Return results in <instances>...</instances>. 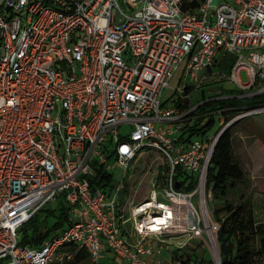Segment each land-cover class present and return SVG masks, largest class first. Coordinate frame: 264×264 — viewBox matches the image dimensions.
Segmentation results:
<instances>
[{"label":"built area","instance_id":"2783aa9c","mask_svg":"<svg viewBox=\"0 0 264 264\" xmlns=\"http://www.w3.org/2000/svg\"><path fill=\"white\" fill-rule=\"evenodd\" d=\"M227 56L238 97L264 93V0H0V264L64 263L75 256L66 245L88 264L103 245L112 264H182L154 240L203 241L220 264L207 173L221 131L179 143L186 114L161 99L178 71L199 87ZM260 113L264 104L225 126ZM143 148L166 161L152 182L162 200L152 190L127 217L120 187L92 189L89 177L125 172ZM59 197L70 225L20 245L22 226Z\"/></svg>","mask_w":264,"mask_h":264},{"label":"trees","instance_id":"16d2710c","mask_svg":"<svg viewBox=\"0 0 264 264\" xmlns=\"http://www.w3.org/2000/svg\"><path fill=\"white\" fill-rule=\"evenodd\" d=\"M183 9L195 8L200 4V0H182ZM235 59L224 57L219 62L215 61L208 73L216 67L230 74ZM193 87L184 85L181 95L175 104L179 112L185 113L184 121H190L182 125L178 132V142L188 143L194 137L202 136L207 133L213 124V115L222 114L225 118L224 123H228L243 109L264 104V93L246 98H239L242 93L236 89L221 91L216 99L207 101L202 95L200 101L195 104H186V99ZM224 98H217L222 97ZM184 97V98H183ZM242 120L234 122L219 137L214 147L209 169L207 173V189L211 185L212 200L215 197L224 198L221 205L213 209L214 221L219 225L216 235L217 249L220 264H260L264 256V225L257 224L254 215L251 197H244L239 193V199L235 202L227 198L234 189L245 187L247 179L245 172L237 162L232 149V127ZM95 175L89 177L90 187L112 186V174L95 168ZM181 171H177L176 179L182 177ZM159 177H161L159 175ZM158 177V178H159ZM193 185L188 187L192 190ZM55 209H48L46 206L40 209L31 217L19 231L20 245L39 247L55 232L66 229L70 225L68 219L69 206L63 197H59ZM57 213V214H56ZM50 217H54L53 223L49 222ZM75 256L72 260L56 264H88L89 258L85 251H77L75 245H66ZM181 260L182 264H213L211 260L191 259L187 256H175Z\"/></svg>","mask_w":264,"mask_h":264},{"label":"rangeland","instance_id":"374dc122","mask_svg":"<svg viewBox=\"0 0 264 264\" xmlns=\"http://www.w3.org/2000/svg\"><path fill=\"white\" fill-rule=\"evenodd\" d=\"M123 10L126 13L129 11ZM245 57L247 56L246 52H243ZM229 57V56H228ZM212 74L206 72L202 76L206 77L200 82V86L190 83L188 76H184V73L180 70L169 82V87L164 90L161 103L165 107H171L175 104V101L182 97L181 91L184 85H190L193 87V90L190 92L186 99V104H195L197 101H200L202 95L206 97L208 101L216 99L214 96H220L221 91H229L236 89V85L230 81L229 73H226L223 70H219L216 67L212 68ZM239 77L242 83H247L248 78L246 71L240 69ZM217 97V98H224ZM184 98V97H183ZM191 121V120H190ZM190 121H184L182 125ZM213 124L211 128L207 131L204 137L196 136L194 139H206L207 137L213 136L215 133L221 131L225 127V123L222 125L221 122L225 121V118L222 114L216 113L213 115ZM240 133L242 138L238 135L233 136V148L235 156L240 163L242 169L245 172L248 185L245 187L234 189L227 198L233 199L235 202L239 199L238 194L243 193L246 197L247 193L251 194L253 198L257 199L258 207L261 210V219H264V158L261 155V149H257L259 144L264 148V113L252 115L235 124L231 129L232 135L234 133ZM247 147L248 150H245ZM260 147V146H259ZM166 166V161H164L160 154L156 151L148 148L141 149L136 157L130 161L128 168L125 172L118 167L113 168L110 171L112 174V189H117L120 187V191L117 194V202H120L122 207H125L126 216L129 215V204L132 203L136 205L145 199H149L150 191H155L157 194V199L162 200V194L160 190L153 186L152 182L155 177L161 175L163 171L162 166ZM124 175V178H123ZM189 190V192H192ZM208 195L212 197L211 194V185L208 187ZM224 198L215 197L213 200H210L208 203L209 211H212L215 207H218L223 202ZM192 202L196 207H198L199 199L195 196L192 199ZM58 200L53 203L46 205L48 209H55L57 207ZM57 214V213H56ZM214 220V216L212 214ZM55 220L54 217H50L49 222L53 223ZM59 234V231L55 232ZM170 245V244H169ZM167 245V247H170ZM107 249L104 245L100 253L99 263L98 264H112V255L105 251ZM183 256H189L191 259H203L204 261H209L211 259V252L209 248L204 244L203 241L194 240L188 242L187 245L182 248ZM175 252V251H174ZM177 253H179L177 251ZM50 264H56L52 262Z\"/></svg>","mask_w":264,"mask_h":264},{"label":"crops","instance_id":"0c3cea01","mask_svg":"<svg viewBox=\"0 0 264 264\" xmlns=\"http://www.w3.org/2000/svg\"><path fill=\"white\" fill-rule=\"evenodd\" d=\"M230 58H233V57H230ZM220 60L221 59L218 58L217 59V62H219ZM234 127H235V125H234ZM236 135H238L240 138H242V135L240 133L237 134V132L232 135V149H233L234 156H235V153H234V148H233V140H234L233 139L234 138L233 136H236ZM255 148L261 149V153H262L261 155L264 158V148L260 144L257 147H255ZM245 150H248V148L246 147ZM235 158H236V156H235ZM236 160H237V158H236ZM237 162H238V160H237ZM239 165H240V163H239ZM247 185H248V181H247ZM246 197H251L252 207H253V215H254V219H255L256 223L257 224H263L264 225V219H261V216H263V214H261V210L258 207L257 199L253 198L252 195L249 194V193H247ZM129 228L130 227L127 225V230H129ZM152 243H153V245H161L162 246V252H161V254H162V258H163V260H165V262H169L172 259H175V256H177V255L178 256H181V255L184 254L183 251H182L183 249H178L176 247V244H174V241H171V244L169 243L170 245L168 243H165V242L164 243H161V242H158V241H155V240L152 241ZM167 245H169L170 247H167ZM177 251L179 253H177ZM260 264H264V256H263Z\"/></svg>","mask_w":264,"mask_h":264},{"label":"water","instance_id":"95a60500","mask_svg":"<svg viewBox=\"0 0 264 264\" xmlns=\"http://www.w3.org/2000/svg\"><path fill=\"white\" fill-rule=\"evenodd\" d=\"M233 123H231V124H229V125H227V126H225L222 130H221V132H220V134H219V137L223 134V132H225L231 125H232ZM219 137H218V139H219ZM176 187H178V185L176 186Z\"/></svg>","mask_w":264,"mask_h":264}]
</instances>
